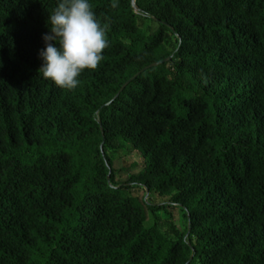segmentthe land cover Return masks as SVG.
<instances>
[{"label": "trees", "instance_id": "16d2710c", "mask_svg": "<svg viewBox=\"0 0 264 264\" xmlns=\"http://www.w3.org/2000/svg\"><path fill=\"white\" fill-rule=\"evenodd\" d=\"M132 1L90 0L108 46L67 90L57 0H0V264H264V0Z\"/></svg>", "mask_w": 264, "mask_h": 264}, {"label": "clouds", "instance_id": "9594fccd", "mask_svg": "<svg viewBox=\"0 0 264 264\" xmlns=\"http://www.w3.org/2000/svg\"><path fill=\"white\" fill-rule=\"evenodd\" d=\"M115 0L112 7H115ZM38 72L61 89L73 90L83 71L94 70L108 46L106 28L96 18L90 0H57L48 13Z\"/></svg>", "mask_w": 264, "mask_h": 264}, {"label": "rangeland", "instance_id": "374dc122", "mask_svg": "<svg viewBox=\"0 0 264 264\" xmlns=\"http://www.w3.org/2000/svg\"><path fill=\"white\" fill-rule=\"evenodd\" d=\"M108 153L110 154L111 157L119 156L123 166H129L132 163L142 164L143 162L142 156L137 151L132 150L130 146H128L123 150L120 149L116 152L109 150ZM168 199H169L168 197L158 196L155 193L151 194V200L153 202H163V201H167ZM152 221H153V217L150 215L145 225L151 224ZM173 221L176 226L178 227L182 226L183 221L181 218V214L177 209H175L173 212Z\"/></svg>", "mask_w": 264, "mask_h": 264}, {"label": "water", "instance_id": "95a60500", "mask_svg": "<svg viewBox=\"0 0 264 264\" xmlns=\"http://www.w3.org/2000/svg\"><path fill=\"white\" fill-rule=\"evenodd\" d=\"M132 3H134V0L132 1ZM165 60H166V59H165ZM153 65H155V63L150 64L149 66H153ZM146 196H147V190H146Z\"/></svg>", "mask_w": 264, "mask_h": 264}]
</instances>
